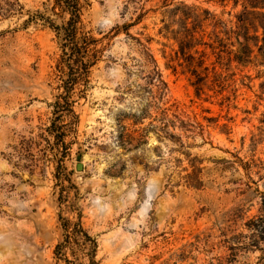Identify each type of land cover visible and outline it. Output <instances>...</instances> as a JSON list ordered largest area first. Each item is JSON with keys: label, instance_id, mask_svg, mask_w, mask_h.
Segmentation results:
<instances>
[{"label": "rangeland", "instance_id": "374dc122", "mask_svg": "<svg viewBox=\"0 0 264 264\" xmlns=\"http://www.w3.org/2000/svg\"><path fill=\"white\" fill-rule=\"evenodd\" d=\"M234 2L87 0L97 59L54 132L66 77L49 23L68 15L52 0H0V264H70L54 247L78 215L97 264H256L264 45L249 28L250 62L226 52L239 44L213 22L235 28ZM203 10L214 18L200 22Z\"/></svg>", "mask_w": 264, "mask_h": 264}, {"label": "trees", "instance_id": "16d2710c", "mask_svg": "<svg viewBox=\"0 0 264 264\" xmlns=\"http://www.w3.org/2000/svg\"><path fill=\"white\" fill-rule=\"evenodd\" d=\"M52 1V7H58L61 12H64L68 15L67 19L62 21L61 24L53 25L52 23H49V26L54 29L62 49L61 59L57 64L58 71L62 73L64 72L66 77L63 79V92L57 96V99L53 103L55 116L54 120L50 124V129H52L54 132H58L59 125L55 121L61 116L59 112L64 110L72 111V101L69 100V94L73 88V85L79 81L83 82L84 87L87 85L89 68L97 59V49H95V43L97 39L89 35L88 31H84L82 29L83 27L80 20L81 8L83 4L87 3V0ZM236 2L237 0H235L234 3L236 4ZM7 5L8 8L5 10H9L12 6L11 3H7ZM241 5L242 9L240 14H238L236 17L235 28L227 29L225 24L220 20H214L213 26L221 27L224 34L228 36L233 35L235 37L236 42L239 44V48L233 52H226L232 54V60L239 64H245L250 62V55L253 51L251 45H249L247 42V39L249 38V28H251L253 31V34H251V39H253L252 42L254 46L258 41V35L256 32L259 28H261L262 33L261 37L259 38L262 41L261 45H264V0H242ZM203 13L206 15L199 19L200 22L203 21V19L206 20L214 18L213 16H209L210 14L206 10H203ZM36 18L37 17L35 15H29L24 20L23 24L26 25L31 21H35ZM239 36L243 38V42L239 41ZM185 40L186 39L184 38L179 40V49L181 51L184 49ZM218 43V46L221 48L225 46L221 39H218ZM224 50L225 49H219V51ZM199 64H201V61H199ZM63 66L67 68L66 71L63 70ZM195 76L196 79L192 84H195V87L198 90V84L203 79V76L199 73H195ZM55 134L59 135L62 134V132ZM257 219L263 221L261 220V217H258ZM254 221L255 220H252L250 222ZM263 225L256 224L253 225L252 228H254L256 232L260 233L262 232L260 229L263 228ZM61 227L64 237L61 241L55 244L54 253L56 257L61 258L62 256L63 260L70 264H97L94 259L96 250L95 240L82 227L79 215L75 222H70L67 219H63ZM66 249L70 250L73 260H68L65 257L64 251ZM258 249L260 250L261 254L258 257L256 264H264V246L258 247ZM232 254L234 255V253ZM82 257H86V263L79 261V259ZM230 260L231 259H228V262H231Z\"/></svg>", "mask_w": 264, "mask_h": 264}, {"label": "water", "instance_id": "95a60500", "mask_svg": "<svg viewBox=\"0 0 264 264\" xmlns=\"http://www.w3.org/2000/svg\"><path fill=\"white\" fill-rule=\"evenodd\" d=\"M78 167H79V165H78Z\"/></svg>", "mask_w": 264, "mask_h": 264}]
</instances>
